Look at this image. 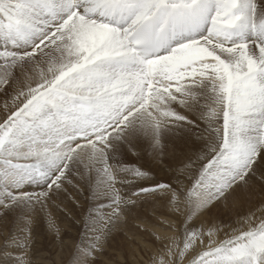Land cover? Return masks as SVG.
<instances>
[{"label": "snow or ice", "instance_id": "6c2138e0", "mask_svg": "<svg viewBox=\"0 0 264 264\" xmlns=\"http://www.w3.org/2000/svg\"><path fill=\"white\" fill-rule=\"evenodd\" d=\"M145 204L149 264H264V0H0V264L53 208L89 264Z\"/></svg>", "mask_w": 264, "mask_h": 264}, {"label": "rangeland", "instance_id": "374dc122", "mask_svg": "<svg viewBox=\"0 0 264 264\" xmlns=\"http://www.w3.org/2000/svg\"><path fill=\"white\" fill-rule=\"evenodd\" d=\"M168 151L171 153V146ZM132 159L134 160V157ZM138 163L152 168L157 178H161L168 171L167 165L173 164L174 161L168 156L161 160L145 155L144 159ZM162 211V209H157L154 213L151 205L145 204L142 208L128 214L112 229L104 244L103 253L97 254L94 260L89 261V264H132L133 260L142 262L141 264L147 260L146 264L147 262L149 264L150 256L141 250L143 258H139L133 248L139 247L136 238L141 237L147 244L159 249L160 242L155 239L158 234L153 233L151 228L157 226L165 231L163 227L159 226ZM51 214L55 221L54 228L49 227L47 218L43 215L37 218L30 258L33 264H70L74 255L78 251L85 250L91 243L93 234L86 233L83 225L77 219L66 215L61 209L53 208ZM2 233L3 228L0 227V245L3 244ZM130 252H133L134 257Z\"/></svg>", "mask_w": 264, "mask_h": 264}, {"label": "bare ground", "instance_id": "6f19581e", "mask_svg": "<svg viewBox=\"0 0 264 264\" xmlns=\"http://www.w3.org/2000/svg\"><path fill=\"white\" fill-rule=\"evenodd\" d=\"M152 229V231H153V233L154 232H156L159 236H164V235H170V233H167L166 231H163V229H160L159 227H152L151 228ZM136 242H137V244H138V246L140 247H134L133 249H135L134 251H135V253L138 255V257L139 258H143V256H142V254H141V250L142 251H145L146 253H147V255H149V256H151L154 252H156L157 250H158V248L157 247H154V246H151L150 244H147L144 240H143V238H141V237H137L136 238ZM130 250H132V249H130ZM129 250V251H130ZM131 254L133 253V252H130ZM135 255V254H134ZM131 256V255H130ZM132 256H133V254H132ZM134 257V256H133ZM136 257V256H135ZM137 258V257H136ZM130 260V259H129ZM145 262L143 263V264H146V261L147 260H144ZM132 262V264H141V263H139L137 260H133V261H131ZM107 264H113V263H107ZM115 264H118V263H115ZM147 264H148V262H147Z\"/></svg>", "mask_w": 264, "mask_h": 264}]
</instances>
